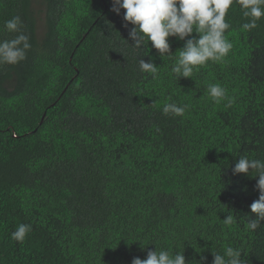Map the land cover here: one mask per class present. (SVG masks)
Listing matches in <instances>:
<instances>
[{
    "label": "trees",
    "instance_id": "1",
    "mask_svg": "<svg viewBox=\"0 0 264 264\" xmlns=\"http://www.w3.org/2000/svg\"><path fill=\"white\" fill-rule=\"evenodd\" d=\"M111 4L0 0V41L18 35L4 28L18 16L31 45L0 65V264H131L156 246L184 249L188 264L225 246L264 264V221L244 231L258 177L232 172L242 156L264 162V17L241 31L234 4L224 61L177 80L174 59L135 48ZM170 45L175 55L183 41ZM166 103L185 114L165 115ZM21 223L23 243L11 238Z\"/></svg>",
    "mask_w": 264,
    "mask_h": 264
},
{
    "label": "clouds",
    "instance_id": "2",
    "mask_svg": "<svg viewBox=\"0 0 264 264\" xmlns=\"http://www.w3.org/2000/svg\"><path fill=\"white\" fill-rule=\"evenodd\" d=\"M238 5L243 18L241 31H250L257 27V22L264 17V0H112L111 11L119 15L123 11L124 27L129 28L128 37L135 48L149 44L163 59H174L170 74L179 78H192L195 71L204 67L209 61L221 63L233 48L232 42L225 35L231 25L226 20L228 11L233 5ZM22 21L16 16L5 21L4 28L8 32L18 33L14 39L0 41V65H15L26 58V51L31 47L29 37L21 31ZM170 38L183 41V47L178 48V54L173 55ZM128 41V40H127ZM177 53V50L175 51ZM149 54V52H148ZM147 54V55H148ZM141 72L151 74L156 78L158 67L150 58L148 61L140 59ZM208 96L214 103L219 104L226 99V90L218 83L209 84ZM232 103L228 99L226 107ZM187 105L178 106L166 103L163 113L183 116ZM250 170L255 171L252 178L258 177L255 188L259 197L250 205L254 219L249 220L244 227L247 233L254 232L264 221V162L242 156L232 169L233 174L249 176ZM250 177V176H249ZM224 224L231 226L235 223L234 217L228 214L223 219ZM31 225L21 223L11 233V238L23 243ZM155 245V244H154ZM147 246V245H146ZM142 246L141 248H145ZM243 251L232 246H225L223 252H213L212 264H244L241 257ZM206 257H201V262ZM182 251L168 248L147 250L146 258L136 256L131 264H188Z\"/></svg>",
    "mask_w": 264,
    "mask_h": 264
}]
</instances>
